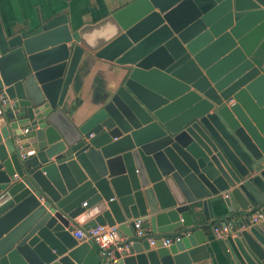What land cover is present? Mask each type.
Wrapping results in <instances>:
<instances>
[{
    "label": "water",
    "instance_id": "water-1",
    "mask_svg": "<svg viewBox=\"0 0 264 264\" xmlns=\"http://www.w3.org/2000/svg\"><path fill=\"white\" fill-rule=\"evenodd\" d=\"M85 54L115 70L79 115ZM0 111V264H264V0L0 19Z\"/></svg>",
    "mask_w": 264,
    "mask_h": 264
},
{
    "label": "crops",
    "instance_id": "crops-1",
    "mask_svg": "<svg viewBox=\"0 0 264 264\" xmlns=\"http://www.w3.org/2000/svg\"><path fill=\"white\" fill-rule=\"evenodd\" d=\"M131 1L133 0H0V19L4 28L8 29L13 24L33 23L42 15L64 12L74 23H85L97 20ZM78 70L69 89L68 101L79 115H85L110 85L115 66L91 54H85ZM80 228L74 226L73 231ZM219 233H222V229ZM221 260L210 258L198 264H221Z\"/></svg>",
    "mask_w": 264,
    "mask_h": 264
},
{
    "label": "built area",
    "instance_id": "built-area-1",
    "mask_svg": "<svg viewBox=\"0 0 264 264\" xmlns=\"http://www.w3.org/2000/svg\"><path fill=\"white\" fill-rule=\"evenodd\" d=\"M1 114V111H0ZM24 132H27V129H23ZM83 206H85V203H83ZM262 217V214H258L253 216V221H257L258 218ZM135 227L137 229V234L141 235V230H140V222L137 221L135 223ZM229 225H226L222 227V231H226L228 229ZM74 237H76L78 240H88L92 239L96 242V244L100 248V253L103 254L105 253L112 245H114L116 242H118L119 236H118V231H117V226H96L93 228H89L87 230H84L82 228L74 230L73 231ZM216 232H218V235L220 236L219 230L216 229ZM176 238H164L163 243L165 246L171 244ZM110 253V252H109ZM108 253V254H109ZM111 264V263H110Z\"/></svg>",
    "mask_w": 264,
    "mask_h": 264
}]
</instances>
